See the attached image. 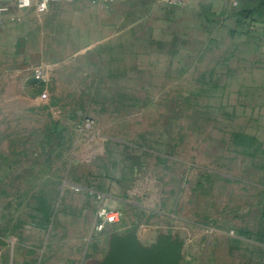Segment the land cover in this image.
<instances>
[{
	"label": "rangeland",
	"instance_id": "1",
	"mask_svg": "<svg viewBox=\"0 0 264 264\" xmlns=\"http://www.w3.org/2000/svg\"><path fill=\"white\" fill-rule=\"evenodd\" d=\"M205 3L0 1V251L46 230V264H101L115 235L172 231L179 204L202 221L237 183L264 199V15ZM100 205L123 219L100 230ZM247 221L204 224L180 264H264L227 253L257 244Z\"/></svg>",
	"mask_w": 264,
	"mask_h": 264
},
{
	"label": "crops",
	"instance_id": "2",
	"mask_svg": "<svg viewBox=\"0 0 264 264\" xmlns=\"http://www.w3.org/2000/svg\"><path fill=\"white\" fill-rule=\"evenodd\" d=\"M210 3L215 8H220L224 15L229 17L230 14L236 15H264V0H206L205 4ZM53 7V6H52ZM264 19V18H263ZM262 19V20H263ZM237 183V182H234ZM244 189L239 183L231 188L227 187L221 194V201L214 203L218 208L220 219L212 216L203 215L202 221L195 219L193 214L188 217L181 214L182 208L178 207V221L173 223L172 235L175 241L182 244V255L198 252L202 246L193 245L192 239L201 237L206 233L205 225L208 224L214 229H219L227 238L229 232L245 231L247 226L244 224L252 215V234L257 237L253 245L248 246H231L227 250L229 254L241 253L258 254L264 253V243L260 244L261 237H264V223L262 225L261 215L264 213V199L260 196L252 198V203L246 205L244 195H241ZM213 204L212 201L210 203ZM190 211L191 208H190ZM198 216L200 214H197ZM248 223V221H247ZM205 224V225H204ZM111 226V225H108ZM255 228L257 233L255 232ZM263 229V233H262ZM178 230V232H177ZM201 230L204 232L201 233ZM132 231L128 232L131 233ZM138 236L139 247L148 249L157 245L166 234H163L159 227L154 230H135ZM126 233V234H128ZM28 241L21 245L14 241L12 252L0 251V264H46L49 246L47 244L48 231L34 230L28 233ZM201 234V235H200ZM233 235V233H232ZM204 236V235H203ZM235 238H238L235 236ZM205 250L206 247L204 246ZM184 259V258H183ZM259 261V258H257Z\"/></svg>",
	"mask_w": 264,
	"mask_h": 264
},
{
	"label": "water",
	"instance_id": "3",
	"mask_svg": "<svg viewBox=\"0 0 264 264\" xmlns=\"http://www.w3.org/2000/svg\"><path fill=\"white\" fill-rule=\"evenodd\" d=\"M182 244L169 231L157 245L148 249L139 247L135 231L115 235L106 259L101 264H180Z\"/></svg>",
	"mask_w": 264,
	"mask_h": 264
},
{
	"label": "built area",
	"instance_id": "4",
	"mask_svg": "<svg viewBox=\"0 0 264 264\" xmlns=\"http://www.w3.org/2000/svg\"><path fill=\"white\" fill-rule=\"evenodd\" d=\"M7 1L14 4L20 10L34 9L38 13L48 12L53 5L58 3L74 2L76 0H0ZM94 6H100L102 8H108L115 5L120 0H89ZM169 7L183 6L190 2V0H163ZM4 7L0 6V11H3ZM43 99L47 98L44 93L42 95ZM101 197H98L100 200ZM98 219H99V229L102 230L107 225L117 224L123 219V213L120 211H112L105 206H99L98 208Z\"/></svg>",
	"mask_w": 264,
	"mask_h": 264
}]
</instances>
